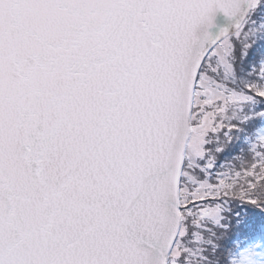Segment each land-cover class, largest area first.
I'll return each instance as SVG.
<instances>
[{"label":"snow or ice","instance_id":"6c2138e0","mask_svg":"<svg viewBox=\"0 0 264 264\" xmlns=\"http://www.w3.org/2000/svg\"><path fill=\"white\" fill-rule=\"evenodd\" d=\"M257 12L0 0V264H235L257 241L264 262V63H234Z\"/></svg>","mask_w":264,"mask_h":264},{"label":"rangeland","instance_id":"374dc122","mask_svg":"<svg viewBox=\"0 0 264 264\" xmlns=\"http://www.w3.org/2000/svg\"><path fill=\"white\" fill-rule=\"evenodd\" d=\"M253 20H254V24L251 27L255 33L254 38L256 39L257 43H259V41L264 43V12H259L258 15L255 14L253 16ZM254 49H255V44L253 45V47L251 49L247 50V55L245 56L243 54V50H242L241 46H239V45L237 46L234 63L236 65V74L238 76H243L248 71V70H245V63L249 57L251 58V56H253L251 54H252V52H254ZM259 53H261L260 49H258L253 54H255L257 56ZM230 115L234 116L236 119H243L244 115H246V112H242L239 109H234L233 112L230 113ZM233 136H234V134L231 137L228 135L224 137L223 133H221L218 137H212L211 139H212L213 145L224 147L225 153H227V146L229 147V140L234 141ZM232 152L233 151H231L230 153H232ZM235 155H237V154H235ZM235 155L234 154L229 155L227 158L228 162L236 163L235 160H231V157H233ZM220 160H222V159H220ZM253 246H254L252 249V255L254 258L253 264H264V262L256 259V257H258L260 255V253L258 251V249L260 247V242H258L257 244L254 243Z\"/></svg>","mask_w":264,"mask_h":264},{"label":"trees","instance_id":"16d2710c","mask_svg":"<svg viewBox=\"0 0 264 264\" xmlns=\"http://www.w3.org/2000/svg\"><path fill=\"white\" fill-rule=\"evenodd\" d=\"M257 15L259 14V12L256 13ZM258 49L261 50V53H259L257 56L255 54H253L254 52H256ZM254 52H252L251 55V58L249 57L247 60H246V63H245V70H249L253 64H256V63H263L264 62V43H262L261 41H259V43H255V49H254ZM239 69V68H238ZM245 116V115H244ZM224 137L227 136L223 133ZM234 138V141L232 140L231 143L234 144V145H237L239 146L241 143L244 142V134L241 133V134H234L233 136ZM230 153V150H229V147L227 146V154ZM232 154H237L236 151H233L232 153H230L229 155H232ZM228 155V156H229ZM227 156V158H228ZM226 158V159H227ZM219 163H225V160L222 159V160H219L218 161ZM239 161H236V164H238ZM259 241L255 242V244H257ZM253 244H250L247 246V248L243 249L242 252H243V255H235L234 254V261H235V264H253L254 262V258H253V255H252V249H253Z\"/></svg>","mask_w":264,"mask_h":264},{"label":"water","instance_id":"95a60500","mask_svg":"<svg viewBox=\"0 0 264 264\" xmlns=\"http://www.w3.org/2000/svg\"><path fill=\"white\" fill-rule=\"evenodd\" d=\"M230 24V19L222 11H217L213 19V26L209 29V31L213 35H216L221 29L228 28Z\"/></svg>","mask_w":264,"mask_h":264}]
</instances>
